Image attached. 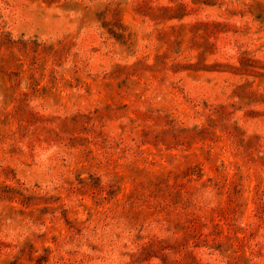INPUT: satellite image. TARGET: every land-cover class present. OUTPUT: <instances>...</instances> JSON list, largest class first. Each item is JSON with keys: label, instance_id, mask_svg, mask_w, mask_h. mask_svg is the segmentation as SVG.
Segmentation results:
<instances>
[{"label": "rangeland", "instance_id": "374dc122", "mask_svg": "<svg viewBox=\"0 0 264 264\" xmlns=\"http://www.w3.org/2000/svg\"><path fill=\"white\" fill-rule=\"evenodd\" d=\"M0 264H264V0H0Z\"/></svg>", "mask_w": 264, "mask_h": 264}]
</instances>
